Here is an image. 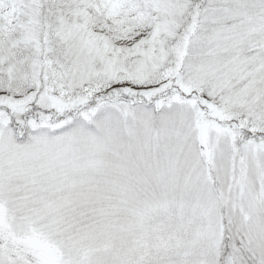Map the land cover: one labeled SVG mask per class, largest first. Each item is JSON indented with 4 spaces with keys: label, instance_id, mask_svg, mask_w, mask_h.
Wrapping results in <instances>:
<instances>
[{
    "label": "snow or ice",
    "instance_id": "6c2138e0",
    "mask_svg": "<svg viewBox=\"0 0 264 264\" xmlns=\"http://www.w3.org/2000/svg\"><path fill=\"white\" fill-rule=\"evenodd\" d=\"M0 264H264V0H0Z\"/></svg>",
    "mask_w": 264,
    "mask_h": 264
}]
</instances>
